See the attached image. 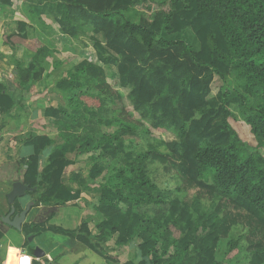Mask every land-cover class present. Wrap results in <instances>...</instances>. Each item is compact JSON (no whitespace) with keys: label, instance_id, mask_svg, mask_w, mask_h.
Masks as SVG:
<instances>
[{"label":"trees","instance_id":"16d2710c","mask_svg":"<svg viewBox=\"0 0 264 264\" xmlns=\"http://www.w3.org/2000/svg\"><path fill=\"white\" fill-rule=\"evenodd\" d=\"M34 1L60 3V33L81 49L91 47L97 64L81 61L55 83L60 94L75 92L65 97L67 105L44 110L58 141L38 135L25 142L30 153L16 161L19 181L35 188L26 196L42 190L34 208L67 206L80 199L87 178L103 182L95 234L86 220L75 229L48 225L52 212L42 224L24 223L23 236L59 234L111 264L118 262L103 245L113 236L116 248L140 241L136 258L124 264H264V0ZM0 5L9 7L11 0ZM18 27L25 38L27 25ZM185 31L197 48L167 38ZM52 53L41 47L26 67L17 66L21 88L41 79ZM52 64L62 66L55 59ZM110 67L119 86L130 89L127 99L139 121L114 109L121 96L106 82L104 68ZM215 77L222 85L211 100ZM234 108L244 116L248 142L234 126ZM143 123L175 140H146L148 148L138 149L125 137H148ZM91 152L97 155L90 157L88 177L72 172L63 181L73 165L68 155ZM152 165L181 186H159ZM191 189L211 206L178 197ZM21 199L14 203L16 213L23 210ZM24 247L32 253L27 241ZM234 251L244 255L225 259Z\"/></svg>","mask_w":264,"mask_h":264},{"label":"crops","instance_id":"0c3cea01","mask_svg":"<svg viewBox=\"0 0 264 264\" xmlns=\"http://www.w3.org/2000/svg\"><path fill=\"white\" fill-rule=\"evenodd\" d=\"M45 4L49 3H42L40 5L39 3H34L30 0H11V6L9 7H3L0 5V86L4 89L0 95V103L2 104V107H0V220H2V218H4L10 211L6 194L11 190V185L16 181H19V175L16 170V161L18 160L19 155L27 158L30 153V149L25 146V142L38 135H46L51 138L49 135L50 127H48L47 124H52L53 126L54 124L51 119L44 116V110L47 107L60 108L64 105L62 103L58 106L47 104V89L52 86L54 87L55 83L60 78L65 77V71L67 69L71 66H76L81 62L76 63L75 59L69 58V56L76 58L75 56H71V54L67 55L66 52L62 51L60 44L57 45L58 43L56 42H59V39L65 36L60 33L59 27L56 24V19L59 17L57 18L46 13V9L43 8ZM18 23H24L27 25V28L25 29V38H20V36H18L17 30L20 29V31H24L23 28L18 27ZM57 32L59 34H56ZM41 47L53 51L50 62H48V66H45V72L42 74L39 81L32 82L25 88H21L17 81V66L20 64L23 67H26L32 61V57L36 54V51ZM54 59L59 61V63H62V66L56 67L52 64ZM86 60L87 59L83 58L82 61ZM88 63L92 62L88 61ZM54 94L56 95V93ZM58 94L59 98L63 96L70 98L68 95L69 93L63 95L58 92ZM9 99L13 102V107L10 110H7L5 107L10 103ZM48 101L51 102L49 97ZM70 186L73 189L77 188L75 184ZM83 195L84 192H82L79 200L63 207H33L27 214L25 223H33L36 225L42 224L47 221L52 212H55V217L48 220L47 223L48 225L57 226L54 221L58 220L60 211L62 209L68 210V208L74 207L79 209L80 217L76 228L82 220H86L90 231L92 234H95V225L101 221V218L93 208L94 220L93 224H90L88 218L85 216L86 211L78 206L82 205L80 204V201H82ZM34 199L35 196H33V198H30V196L23 197L20 200L22 209H24L28 203L33 202ZM96 205L97 204H95L94 207ZM70 215L72 214H68V216ZM0 232L2 234V238L0 239V264H4L7 247L10 241L7 240L6 243L4 242L5 237L8 235V231L0 229ZM18 233L20 239L16 241L22 243L24 247L26 238L21 232ZM50 233L52 234V232H43L40 236L35 237L43 236L44 239V235H49ZM112 238L103 245V248L108 251L109 256L112 257L114 261L118 262L113 264H124L127 261H130V259L127 261L122 259L125 257L126 247L119 251V248H116L114 245L116 236H113ZM110 241L113 242L112 247L107 249L106 246H110ZM139 243L140 241L137 240V245ZM46 244L50 245V251L54 250L57 246H62L61 248H64V250L53 254L51 261L47 259L48 253L44 252L45 257L41 259L43 260V264L49 262H51V264H64L63 259L68 254H72V256L75 257L70 264H111L103 259L98 263L89 260V257L85 254L86 250L78 246L75 242L69 249L65 248V245L62 243L52 242L51 244L50 242H46ZM51 246L53 247L51 248ZM24 249H26V247H24ZM41 249L43 250V248Z\"/></svg>","mask_w":264,"mask_h":264},{"label":"rangeland","instance_id":"374dc122","mask_svg":"<svg viewBox=\"0 0 264 264\" xmlns=\"http://www.w3.org/2000/svg\"><path fill=\"white\" fill-rule=\"evenodd\" d=\"M33 2L37 3L34 0H33ZM51 4H56V5H60V6L56 7V6H53ZM51 4H45L43 6V8L46 9V13H49L52 16H55L57 18L60 17L61 13H62V11H61L62 5L60 3H55V2L51 3ZM56 34H59V33L57 32ZM97 38L102 43L104 42L101 35H98ZM167 38L168 39H180L184 42L189 43L190 45L194 46L195 48L198 47V43H197L194 35L190 31H185L181 34L169 36ZM83 39H84V41H86L87 43L90 44V41L88 39H85V38H83ZM56 43H58L57 45L60 44V47H62V51L66 52L67 55L71 54V56H75L76 58H73L70 56H69V58L75 59L76 63L82 61L84 58V59H87L86 60L87 62L89 61V62L97 64V60L95 58V53L91 47L86 48V49H81L80 47H78L77 44H74L73 42H71L69 39H67L65 37L60 38L59 42L57 41ZM104 69H105V74H106V82L115 91H117L121 96V101L114 104V109L117 111L124 109V110H126V112H128L132 116V118L134 120L139 121V117L137 116L136 113H134V111L132 109V105L130 104V102L127 99V95L129 93L130 89L129 88H121L119 86L117 71L115 68L110 67V68H104ZM229 84H232L233 87L236 86L235 83L229 82ZM221 85H222V81L220 79H218L217 77H215V80H214L212 87H211V94L209 96V99L215 100ZM51 92L56 93V95L54 93H51ZM74 93L75 92H69V94H68L69 97L70 98L73 97ZM47 95L51 99V102H49L48 97L46 98L47 104H54L55 106H58L62 103L64 105H67V100L64 99L65 97H60V98H63V99H60L58 96L59 95L58 92L54 89L53 86L49 87L47 89ZM233 112H234V115L236 118V122L234 123V126L239 132H241L243 139H245V141L248 142V138L250 137V135H249L248 129L244 123V116H242L236 108L233 109ZM47 125H48V127H50L49 128V132H50L49 135H50L51 139H53L57 142L58 140H57L56 128L52 124H47ZM143 125H144L145 129H148L150 131V135L148 137H144L142 139L125 137V140L133 139L134 142L139 145L138 149L139 148L140 149L141 148H143V149L148 148L146 145V140L150 141L153 139H158V140H163L166 142H170V141L175 140V137L170 133L161 134V133H158L154 130H151L146 123H143ZM102 131L104 133H111L112 131H114V129L103 128ZM262 153L264 154V149L262 150ZM96 155H97V153H93V152H91L89 154H81V155L69 154L68 158L71 159V161L73 162V166H70L65 170V173L63 176V181L66 182L68 176L72 172H76V173L83 175L84 177L87 178L89 170L93 164L90 160V157H95ZM110 163L111 162L107 161V162H105L104 166L107 167L108 165H110ZM151 168L154 172L153 173L154 174V180L159 186H161V187L167 186L170 188H174V187H177L180 185V182H178L175 179H171L170 175L166 174V172L163 170L162 166L152 165ZM102 182H103V179L101 177L97 178L94 182L89 180V178H87V184L83 189L84 195L82 197V201H80V204H82V205L81 206L78 205L79 208L82 207L81 209L86 211L85 216L88 218L90 224H93V220H94L93 219V215H94L93 208H94V205L97 204L96 198L98 197V194H99L98 184L102 183ZM41 191L42 190H40L39 193ZM39 193H37L35 195V198H37V195ZM178 197L184 198L185 200L190 201V202H193L194 200L198 201L200 203V205L204 206L207 209L211 206L210 202H208L207 199L205 198V196H202V194H200V192L198 190H194V189L187 190V191L185 190V191L179 193ZM30 198H33V196L31 195ZM68 214H72V215L68 216ZM79 218H80L79 217V209L74 208V207L68 208V210L62 209L60 211L58 220H55L54 223L58 227H62L64 229H74V228H76V226L80 220ZM91 226H93V225H91ZM8 227H9L8 225H6L5 223H3L2 220H0V229L8 231V235L5 237L4 242L6 243L7 240H9L10 243L12 241H16V240L18 241L20 239L19 233L16 230H14L12 228H8ZM42 239H43V236L35 237L34 238L35 245L43 248L44 252H47L51 256H53V254L59 253L60 251L64 250V248L62 249L61 248L62 246L61 247L57 246L56 248H54V250L50 251L51 250V249H49L50 245H47L46 242L47 243L50 242L51 244H52V242L62 243L65 245V248H67V249L71 248V246L74 243L68 237H65V236H62L59 234H53V233L52 234L50 233L49 235H44L43 241H42ZM112 240H113V238H112ZM112 243L113 242L110 241V243H109L110 246H108V247L106 246V248L108 249L109 247H112ZM136 246H137V241H134L130 247L125 248L126 254H125V257L122 258V259H124V261H127L128 259L132 260V259H134V257L136 258V256H137V254H136L137 247ZM52 247L53 246H51V248ZM118 250L120 251L123 249L119 248ZM223 250H224V247L221 246L220 250L218 252L217 258H219L221 256V255H219V253L222 252ZM85 254H86V256L89 257V260H92L93 262L98 263L102 260L100 257H98L97 255H95L94 253H92L89 250H86ZM220 254H222V253H220ZM243 255H244V251L240 252V253H238V251H234L230 255L226 256L225 259L230 260V259L241 258V256H243ZM74 258L75 257H73L72 254H68L63 259V263L64 264H70ZM40 261L43 262V260H40ZM221 264H227V263L222 262Z\"/></svg>","mask_w":264,"mask_h":264},{"label":"water","instance_id":"95a60500","mask_svg":"<svg viewBox=\"0 0 264 264\" xmlns=\"http://www.w3.org/2000/svg\"><path fill=\"white\" fill-rule=\"evenodd\" d=\"M35 188H29L22 181H16L11 185V190L6 194L7 203L10 206L9 213L2 218L3 223L11 227L12 229L21 232L22 226L25 223L26 216L34 206V202H30L26 207L19 213H16L14 203L17 199H21L26 196L27 192H33ZM35 233H32L26 237L29 248L32 250L31 255L37 260L45 257L44 251L37 247L33 241ZM38 262V260H37ZM51 264V262L47 263Z\"/></svg>","mask_w":264,"mask_h":264},{"label":"clouds","instance_id":"9594fccd","mask_svg":"<svg viewBox=\"0 0 264 264\" xmlns=\"http://www.w3.org/2000/svg\"><path fill=\"white\" fill-rule=\"evenodd\" d=\"M33 259L34 257L24 249L22 243L12 241L7 247L4 264H33ZM47 259L51 261L52 256L48 254ZM37 260L38 264H42V261H40L39 258H37Z\"/></svg>","mask_w":264,"mask_h":264},{"label":"built area","instance_id":"2783aa9c","mask_svg":"<svg viewBox=\"0 0 264 264\" xmlns=\"http://www.w3.org/2000/svg\"><path fill=\"white\" fill-rule=\"evenodd\" d=\"M36 261H37V260L34 258V259H33V264H34Z\"/></svg>","mask_w":264,"mask_h":264}]
</instances>
